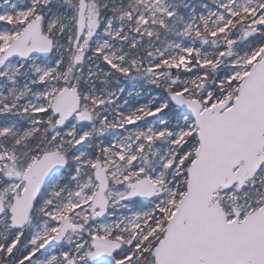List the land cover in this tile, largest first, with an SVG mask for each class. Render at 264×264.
Returning <instances> with one entry per match:
<instances>
[{
    "label": "snow or ice",
    "instance_id": "6c2138e0",
    "mask_svg": "<svg viewBox=\"0 0 264 264\" xmlns=\"http://www.w3.org/2000/svg\"><path fill=\"white\" fill-rule=\"evenodd\" d=\"M0 264H264V0H0Z\"/></svg>",
    "mask_w": 264,
    "mask_h": 264
}]
</instances>
